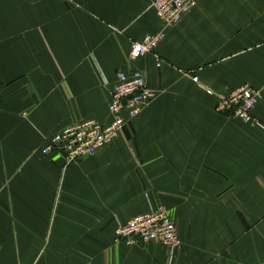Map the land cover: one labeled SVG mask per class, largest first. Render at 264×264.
I'll use <instances>...</instances> for the list:
<instances>
[{"label": "crops", "instance_id": "0c3cea01", "mask_svg": "<svg viewBox=\"0 0 264 264\" xmlns=\"http://www.w3.org/2000/svg\"><path fill=\"white\" fill-rule=\"evenodd\" d=\"M29 1L15 17L0 3V264L264 263V0H195L175 26L156 0H52L46 15ZM132 70L156 98L112 144L68 167L42 155L76 124L108 125ZM244 86L260 92L255 124L216 111ZM160 206L181 251L116 242Z\"/></svg>", "mask_w": 264, "mask_h": 264}, {"label": "built area", "instance_id": "2783aa9c", "mask_svg": "<svg viewBox=\"0 0 264 264\" xmlns=\"http://www.w3.org/2000/svg\"><path fill=\"white\" fill-rule=\"evenodd\" d=\"M197 7L195 0H156L153 4L159 19L165 26H175ZM166 38L165 32L145 37L141 42L132 44L129 57L132 61L156 53ZM198 82V78H195ZM260 92L244 86L235 93L221 98L216 111L232 115L245 124H255L254 110ZM156 98L147 86L142 71L132 70L118 75L109 104L111 122L102 125L96 121H84L46 140L42 155L57 154L65 167L91 158L106 146L112 144L125 125L137 117L142 110ZM116 242L127 247L161 244L171 251L183 248L179 232L170 211L165 206L139 215L126 225L120 226ZM264 264V263H261Z\"/></svg>", "mask_w": 264, "mask_h": 264}, {"label": "rangeland", "instance_id": "374dc122", "mask_svg": "<svg viewBox=\"0 0 264 264\" xmlns=\"http://www.w3.org/2000/svg\"><path fill=\"white\" fill-rule=\"evenodd\" d=\"M26 0H0V3L3 2V4L5 3L6 5H12L11 9H12V13L13 16H17L19 14V5H21L22 2H24ZM29 1V0H28ZM41 2L40 6H42L40 9L43 10V14H51V10H52V0H39ZM62 1V0H60ZM30 2V1H29ZM1 6V4H0ZM10 7V6H8ZM4 11L6 10V12L9 10L7 9H3ZM2 8H0V11H3Z\"/></svg>", "mask_w": 264, "mask_h": 264}]
</instances>
